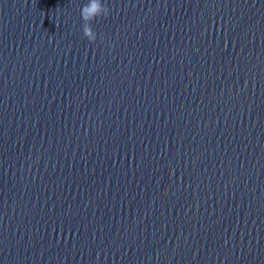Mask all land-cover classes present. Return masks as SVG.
<instances>
[{"label": "clouds", "instance_id": "9594fccd", "mask_svg": "<svg viewBox=\"0 0 264 264\" xmlns=\"http://www.w3.org/2000/svg\"><path fill=\"white\" fill-rule=\"evenodd\" d=\"M109 15L110 9L104 0H87L80 8V16L83 20L82 33L90 43H95L98 39V34L92 27V22L97 18H106ZM99 38L102 40L103 36Z\"/></svg>", "mask_w": 264, "mask_h": 264}]
</instances>
